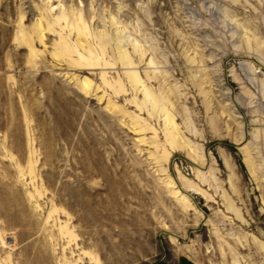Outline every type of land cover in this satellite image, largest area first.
Returning a JSON list of instances; mask_svg holds the SVG:
<instances>
[{
  "label": "rangeland",
  "instance_id": "374dc122",
  "mask_svg": "<svg viewBox=\"0 0 264 264\" xmlns=\"http://www.w3.org/2000/svg\"><path fill=\"white\" fill-rule=\"evenodd\" d=\"M0 264H264V0H0Z\"/></svg>",
  "mask_w": 264,
  "mask_h": 264
}]
</instances>
